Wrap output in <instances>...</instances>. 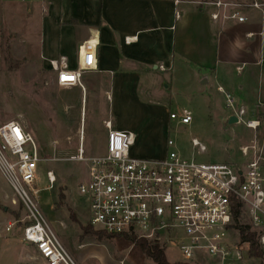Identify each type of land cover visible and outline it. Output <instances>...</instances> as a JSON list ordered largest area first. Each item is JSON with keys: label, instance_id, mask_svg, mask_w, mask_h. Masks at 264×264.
I'll list each match as a JSON object with an SVG mask.
<instances>
[{"label": "rangeland", "instance_id": "1", "mask_svg": "<svg viewBox=\"0 0 264 264\" xmlns=\"http://www.w3.org/2000/svg\"><path fill=\"white\" fill-rule=\"evenodd\" d=\"M92 6L96 12L97 6H101L100 0H78L76 5L63 7L57 17L64 18L77 9L78 14L82 12L88 19ZM106 11L105 4V16ZM49 14L50 11L42 12L38 2L0 0V125L19 122L35 137L43 157L49 160L37 173L39 206L73 258L78 255L86 264H119V261L154 264L130 241L106 237L87 225L86 205L77 192L78 184L87 178V167L85 163L68 160L77 154L79 130L82 129L85 139L84 157L104 154L107 130L103 121L110 120L114 129L123 127L135 135L136 143L130 150L133 158H162L169 139L174 144L173 149L183 158L201 163L231 164L241 161L238 139L246 130L242 124L227 126L224 97L210 85H199L196 73L189 75L186 70L174 71L172 82L168 80L171 72L159 69L160 72L151 70L155 76L150 77V81L144 83L142 80L137 85L119 76L113 85L94 81L97 88L87 89L83 98L77 86L60 89L53 82L49 67L38 60L45 30L52 22L47 19ZM95 17L92 16L94 20ZM102 25L108 23L103 21ZM81 34L78 26V38H85ZM102 47L100 43V49ZM116 49L124 52L120 44H116ZM86 77L95 80L89 75H84L83 79ZM183 110L191 113L190 125L169 121V114H179ZM192 139L203 144L206 153L197 154ZM48 170L53 171L56 183L52 190L45 191ZM12 201L16 202L13 191L0 175V264L29 263L23 257L34 249L25 245L16 229L5 232L8 222L24 217L22 207L18 203L13 205ZM242 220L248 223L245 217ZM83 227H89L88 235L82 234ZM235 236L238 239V235ZM159 244L168 263L192 264L184 262L174 247ZM242 247L247 248L246 245ZM35 256L39 259L36 253ZM249 260L248 264H260L259 260Z\"/></svg>", "mask_w": 264, "mask_h": 264}, {"label": "built area", "instance_id": "2", "mask_svg": "<svg viewBox=\"0 0 264 264\" xmlns=\"http://www.w3.org/2000/svg\"><path fill=\"white\" fill-rule=\"evenodd\" d=\"M26 1V0H22ZM45 3L49 0H36ZM181 3L175 0L174 5ZM194 4L216 9L211 15L218 20L243 23L242 9L264 12V2L248 4L232 0H192ZM179 18L175 11V19ZM130 39H125L130 43ZM97 44L85 41L79 47L77 67L71 69L65 58L49 61L56 73L59 88L78 86L82 74L94 71L97 65ZM160 71H166L159 66ZM224 96L225 108L254 133L262 126L257 119L246 117V111L235 104L234 96L217 89ZM169 121L188 126L191 113L183 110L169 114ZM105 152L101 156L84 157L83 132L79 130L77 154L69 161L82 162L87 178L77 187L84 200L87 225L112 236H132L174 247L186 263L242 264L247 257L234 228V213L239 207L252 229L261 232L259 243L264 247V143L254 137L239 146V163H201L181 157L171 140L166 141L162 158L140 159L130 156L136 143L132 132L114 129L110 120ZM197 154L206 148L191 140ZM43 157L35 137L16 121L0 125V175L13 191L24 217L8 224L5 231L18 230L26 246L34 249L45 264H77L67 251L39 206L36 188L37 173ZM47 187L56 183L53 171H46Z\"/></svg>", "mask_w": 264, "mask_h": 264}, {"label": "crops", "instance_id": "3", "mask_svg": "<svg viewBox=\"0 0 264 264\" xmlns=\"http://www.w3.org/2000/svg\"><path fill=\"white\" fill-rule=\"evenodd\" d=\"M26 1L40 3L36 0ZM77 1L49 0L40 3L43 13L50 11L47 19L52 22L45 30L38 60L49 67V61L62 57L74 69L78 64L79 47L85 41L93 40L97 44V65L94 71L82 74L83 88L77 86L82 98L87 89L97 88L98 84L94 81L98 80L113 85L118 82L116 77L119 76L127 83L132 81L137 85L142 80L146 83L155 76L151 70L157 72L159 66L171 72L170 82L174 71L186 70L189 75L195 72L199 85H210L220 95L219 87L231 93L236 106L246 111L247 118L261 122L262 126L255 133L244 127L246 131L238 139L239 146L248 144L254 137L264 143V12L243 9L241 15L246 21L238 23L224 20L222 13L218 20H213L211 15L217 12L215 8L190 3L192 0H180L177 6L174 5L175 0H100L101 6H97L96 12L92 6L88 19L82 12L78 14L77 9L74 14L57 17L63 7L76 5ZM232 1L250 3L253 0ZM105 4L106 16L103 14ZM175 11L179 13L178 19H175ZM92 16H96V19ZM103 21L108 25L103 26ZM78 26L82 29L80 36L85 37L83 39L78 38ZM127 38L134 40L126 43ZM100 43L103 44L101 49ZM116 44H120L124 52L117 51ZM26 47L31 52L29 46ZM49 70L56 83V73ZM84 75L94 76L95 80L89 77L83 79ZM105 76H109V79ZM105 93L109 98L110 95ZM230 116L232 113L228 111L225 118L227 126H230ZM117 130L125 129L118 127ZM103 148L105 152V142ZM16 232L19 234L18 230ZM35 253L24 255L23 259L29 261L24 264H43ZM73 259L77 264H86L78 255H74ZM249 261L246 258L242 264ZM119 264L123 262L119 261Z\"/></svg>", "mask_w": 264, "mask_h": 264}, {"label": "trees", "instance_id": "4", "mask_svg": "<svg viewBox=\"0 0 264 264\" xmlns=\"http://www.w3.org/2000/svg\"><path fill=\"white\" fill-rule=\"evenodd\" d=\"M62 199L63 196L60 195ZM244 216H242V212L240 211L239 207L236 209L234 213V228L238 233V239L240 244H246L247 246V257L249 259L259 260L260 264L263 263V255H264V248L259 243L260 233L252 230V227L249 223L243 221ZM82 234L88 235L90 233L89 227L82 228ZM101 234V233H100ZM102 235L106 236L107 234L102 232ZM101 237V236H98ZM106 237L109 238H123L125 240L130 241L134 246L138 247L142 254L151 260L154 264H170L167 262L164 249L162 246L156 241H145L142 239H137L136 237L132 236H112L107 235ZM180 264V263H176Z\"/></svg>", "mask_w": 264, "mask_h": 264}, {"label": "water", "instance_id": "5", "mask_svg": "<svg viewBox=\"0 0 264 264\" xmlns=\"http://www.w3.org/2000/svg\"><path fill=\"white\" fill-rule=\"evenodd\" d=\"M206 83V81H204V84ZM203 84V83H202ZM237 124V118L235 116H230L228 119V125H235Z\"/></svg>", "mask_w": 264, "mask_h": 264}, {"label": "bare ground", "instance_id": "6", "mask_svg": "<svg viewBox=\"0 0 264 264\" xmlns=\"http://www.w3.org/2000/svg\"><path fill=\"white\" fill-rule=\"evenodd\" d=\"M131 41H133L134 40V38H132V39H130Z\"/></svg>", "mask_w": 264, "mask_h": 264}]
</instances>
